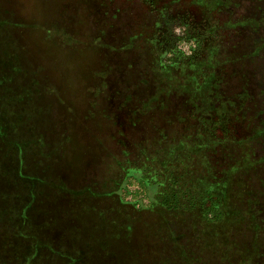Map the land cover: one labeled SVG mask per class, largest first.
Segmentation results:
<instances>
[{
	"label": "rangeland",
	"instance_id": "rangeland-1",
	"mask_svg": "<svg viewBox=\"0 0 264 264\" xmlns=\"http://www.w3.org/2000/svg\"><path fill=\"white\" fill-rule=\"evenodd\" d=\"M0 264H264V0H0Z\"/></svg>",
	"mask_w": 264,
	"mask_h": 264
},
{
	"label": "crops",
	"instance_id": "crops-1",
	"mask_svg": "<svg viewBox=\"0 0 264 264\" xmlns=\"http://www.w3.org/2000/svg\"><path fill=\"white\" fill-rule=\"evenodd\" d=\"M164 72H165V80H169L170 77L168 76V73L172 72L173 70H181L180 67H178V63L177 62H169V64H165L164 66Z\"/></svg>",
	"mask_w": 264,
	"mask_h": 264
},
{
	"label": "trees",
	"instance_id": "trees-1",
	"mask_svg": "<svg viewBox=\"0 0 264 264\" xmlns=\"http://www.w3.org/2000/svg\"><path fill=\"white\" fill-rule=\"evenodd\" d=\"M21 24H23V23H21ZM18 64H20V62H19ZM18 64H17V66H18ZM7 66L9 67L8 70L11 71V70H13V67L16 66V65H14L13 62H9ZM5 68H6V67H5ZM16 78H18V77H17L16 75L13 74V76L10 77V80L13 81V80L16 79ZM5 116H6V114H5ZM12 132H13V131H12ZM12 132L10 133V135L12 134ZM12 138H14V137L12 136ZM14 152L16 153V151H14Z\"/></svg>",
	"mask_w": 264,
	"mask_h": 264
}]
</instances>
